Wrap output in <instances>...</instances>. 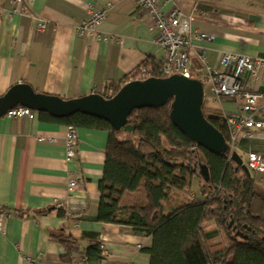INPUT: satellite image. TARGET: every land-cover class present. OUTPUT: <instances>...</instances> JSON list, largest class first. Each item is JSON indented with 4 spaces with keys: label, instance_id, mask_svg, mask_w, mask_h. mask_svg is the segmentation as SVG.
Instances as JSON below:
<instances>
[{
    "label": "crops",
    "instance_id": "1",
    "mask_svg": "<svg viewBox=\"0 0 264 264\" xmlns=\"http://www.w3.org/2000/svg\"><path fill=\"white\" fill-rule=\"evenodd\" d=\"M23 1L34 19L10 14V0H0V95L18 82L65 99L91 92L111 94L115 86L132 80V73L147 58L164 59L155 42L156 31L151 29L153 19L145 9L135 8L134 0ZM106 3L111 6L106 18L93 31L78 32L77 25L88 9ZM159 3L165 12L181 10L191 18L193 30L213 36L212 40L191 37L192 77L201 79L206 71L197 55L199 48L214 67H220L224 52L264 55V0ZM40 19L47 22L42 31L36 29ZM109 35H117L118 40L104 38ZM260 88L264 90V81ZM238 109L239 103L233 99L209 93L204 96L206 116L222 118L223 113ZM66 126L43 121L38 112L32 119L0 117V210L8 213L0 228V264H66L61 259L65 247L51 238V232L76 242L73 264H150L149 236L96 219L107 132L77 128L76 154L66 160ZM249 130L251 136L240 134L231 146L245 165L249 152L264 158V127ZM251 174L264 185V172ZM72 177L77 185L70 189ZM199 178V173L191 177L187 188L192 193L187 195L203 198ZM183 191H178L180 196ZM145 204L142 189L124 193L120 200V206ZM93 243L101 244L102 258L97 263H84L81 252ZM26 257L35 260L30 262Z\"/></svg>",
    "mask_w": 264,
    "mask_h": 264
},
{
    "label": "trees",
    "instance_id": "2",
    "mask_svg": "<svg viewBox=\"0 0 264 264\" xmlns=\"http://www.w3.org/2000/svg\"><path fill=\"white\" fill-rule=\"evenodd\" d=\"M163 64L164 59L143 62L156 77L167 76ZM121 85L111 94H100L111 97ZM169 104L133 110L119 131L101 118L81 113L54 118L39 112V118L107 132L96 219L149 236L150 264H264V185L244 173L228 155L209 152L189 141L172 124ZM206 117L232 146L223 119ZM195 158L208 168V181L199 174L203 198L180 196L178 191L187 188L195 174L191 166ZM140 189L145 193L144 206H120L124 193ZM58 213L64 214L62 209ZM50 236L65 247L62 261L73 264L76 242L53 232ZM81 253L84 263H97L102 246L93 243Z\"/></svg>",
    "mask_w": 264,
    "mask_h": 264
},
{
    "label": "built area",
    "instance_id": "3",
    "mask_svg": "<svg viewBox=\"0 0 264 264\" xmlns=\"http://www.w3.org/2000/svg\"><path fill=\"white\" fill-rule=\"evenodd\" d=\"M135 8L145 9L147 15L153 19L151 29L156 31L155 42L164 53V64L162 71L166 75L180 73L191 77V37L204 40H212L213 36L205 32L193 30L191 18L179 9L162 11L159 0H134ZM10 14H20L35 18L31 10L23 0H10ZM110 4L106 3L98 9H88L87 16L77 25L80 33L93 31L96 26L106 18L110 10ZM36 29L42 31L46 28L45 20L36 21ZM109 41L118 40L117 35L104 37ZM197 55L206 67L202 82L204 85V96L209 93L216 98H229L239 103V109L233 113H223L222 119L228 129L230 142L233 144L238 135L251 136L250 128L264 127V90L260 85L264 81V55L249 56L234 52H224L220 57V67L211 66L205 56L204 50L199 48ZM133 79H144L150 75L148 69L139 66L132 75ZM132 79V80H133ZM10 118L20 119L22 117L35 118L37 112L25 107L15 106L5 114ZM43 139H50L40 137ZM78 134L77 127L72 124L66 126L64 141L65 159L70 160L77 151ZM247 168L252 172H264V158L256 152H249L246 161ZM77 185L72 177L68 186L73 189ZM8 216L0 210V228L3 227L4 219ZM33 262L35 259L26 257Z\"/></svg>",
    "mask_w": 264,
    "mask_h": 264
},
{
    "label": "water",
    "instance_id": "4",
    "mask_svg": "<svg viewBox=\"0 0 264 264\" xmlns=\"http://www.w3.org/2000/svg\"><path fill=\"white\" fill-rule=\"evenodd\" d=\"M204 85L201 79L173 73L163 77L149 76L122 84L111 97L91 92L65 99L57 95L35 91L28 83L11 85L0 95V117L15 106H25L36 112H45L54 118H66L76 113L105 120L119 131L135 109L157 108L169 104V118L192 143L207 151L228 155L230 160L247 175L250 171L236 151L232 150L222 132L203 112ZM199 174L208 181L206 164L199 163ZM231 225V221L228 226ZM235 235L240 233L235 232Z\"/></svg>",
    "mask_w": 264,
    "mask_h": 264
},
{
    "label": "rangeland",
    "instance_id": "5",
    "mask_svg": "<svg viewBox=\"0 0 264 264\" xmlns=\"http://www.w3.org/2000/svg\"><path fill=\"white\" fill-rule=\"evenodd\" d=\"M196 152V151H195ZM197 153V152H196ZM202 163V160H198V158H195L194 160H193V162L191 163L192 165V168L194 169V173H199V166H198V164L199 163ZM191 190L189 189V188H186V189H184V191L182 192V195L184 196V195H187L188 194V192L189 193H192V192H190ZM193 195H194V193H193Z\"/></svg>",
    "mask_w": 264,
    "mask_h": 264
}]
</instances>
